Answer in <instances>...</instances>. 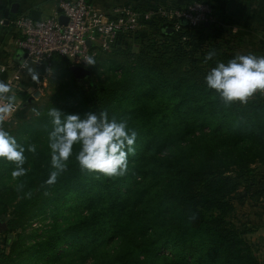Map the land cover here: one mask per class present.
<instances>
[{
    "label": "trees",
    "instance_id": "obj_1",
    "mask_svg": "<svg viewBox=\"0 0 264 264\" xmlns=\"http://www.w3.org/2000/svg\"><path fill=\"white\" fill-rule=\"evenodd\" d=\"M180 24L185 35L212 26ZM172 25L159 16L149 19L134 34L146 41L139 52L127 50L134 35L123 46L100 50L113 72L107 81L92 73L78 78L68 63L67 78L43 107L6 116L5 129L25 147L35 144L37 154L25 153L28 172L19 179L11 176L14 165L0 160V216L5 230L18 233L11 242L8 236L9 251L0 246V264H264L248 237L254 225L236 220L233 201L237 192L250 191L264 163V94L225 107L205 76L237 55L230 48L233 33L211 41L198 57L195 40L157 38L174 34L166 28ZM213 50L216 55L204 62ZM17 94L24 107L33 101H26V90ZM51 107L82 118L101 110L130 117L138 136L127 174L82 172L73 157L55 185H44L52 170ZM29 191L32 197L24 198ZM38 218L51 221L26 238L23 230Z\"/></svg>",
    "mask_w": 264,
    "mask_h": 264
},
{
    "label": "clouds",
    "instance_id": "obj_2",
    "mask_svg": "<svg viewBox=\"0 0 264 264\" xmlns=\"http://www.w3.org/2000/svg\"><path fill=\"white\" fill-rule=\"evenodd\" d=\"M216 52L210 51L204 62L211 60ZM85 61L94 65L95 60ZM32 79L38 80L35 69H29ZM209 89L213 90L225 107L239 103L247 105L257 94H264V56L253 53L237 54L225 62H218L205 76ZM16 96L12 86L0 80V160L14 165L13 179L27 175L25 154H37V146L19 143L4 127L5 118L15 108ZM52 130L47 136L50 150L51 171L44 185L53 186L58 178L68 171L69 161L74 157L79 169L86 173H96L107 178L123 177L128 172L129 155H135L138 133L129 127L130 117H110L107 110L98 113L89 111L82 118L79 114L65 113L51 107L47 111ZM25 185L20 183L16 190L22 192ZM48 193L46 192L45 195ZM32 192L24 198H31ZM195 217H193L194 219Z\"/></svg>",
    "mask_w": 264,
    "mask_h": 264
},
{
    "label": "built area",
    "instance_id": "obj_3",
    "mask_svg": "<svg viewBox=\"0 0 264 264\" xmlns=\"http://www.w3.org/2000/svg\"><path fill=\"white\" fill-rule=\"evenodd\" d=\"M54 12L46 17L35 18L30 14H15L11 22L21 32L17 45L27 53L17 68L10 63L0 64V75L13 69L9 83L19 76L30 61L37 60L49 68L55 55L71 57L75 63H84L99 50L123 46L130 36L143 28L154 17L180 27V20L191 26L216 21L213 7L204 1L194 0L184 5L153 6L144 9L130 3H117L111 11H104L92 0H54ZM68 16L66 23L59 16ZM135 37V35H134ZM88 39L91 43H88ZM14 78V79H13ZM13 79V80H12Z\"/></svg>",
    "mask_w": 264,
    "mask_h": 264
},
{
    "label": "rangeland",
    "instance_id": "obj_4",
    "mask_svg": "<svg viewBox=\"0 0 264 264\" xmlns=\"http://www.w3.org/2000/svg\"><path fill=\"white\" fill-rule=\"evenodd\" d=\"M198 1H204V0H198ZM15 15V14H13ZM216 15V21L212 23V26L207 30H195L193 33H189L185 35L184 28L180 25V27H175V24L173 23L174 27V34L170 36H164L161 34L157 35V38L161 41L166 42H172V43H186V41L189 40H195L196 42H199L201 44L200 50L197 52V56L200 57L201 51H204L205 48L210 47L211 41L222 38L226 34H231L232 32L229 31L230 29H223L218 25V19ZM221 18L220 14L219 17ZM11 22V21H10ZM217 22V23H216ZM12 26H15L14 23H12ZM0 25H4L3 21H0ZM16 27V26H15ZM17 28V27H16ZM19 30V29H18ZM260 31V30H259ZM257 31V32H259ZM151 32V27L147 29V34ZM247 35L240 36L236 38V40L233 41V44L230 46L236 54H249L253 53L257 56H264V43L263 40L260 39L257 36H254L253 32L254 30H247ZM189 36V37H188ZM187 37L189 39H187ZM131 45L129 46L127 50L130 52H139L140 48L145 44L146 41H141L142 38L140 36L132 37L130 38ZM144 40V38H143ZM190 46V45H189ZM114 51V50H112ZM108 51V52H112ZM106 51H97L95 55L92 57L95 60L94 65H89L92 69V74L94 77L97 78V80L100 81H107L113 74L112 71L108 70L107 68V61L105 60ZM69 60H66L65 56H55L53 58V63L49 68L42 64H35V61L33 63L26 64L25 67L22 68V70L19 73V76L16 79H12L13 81L9 83V79L13 77L14 71L13 69L17 68V62L12 61L14 68L5 71L3 75H0V80H3L7 83H9L12 86L13 93L16 96V104L15 108L12 111V115L16 112L17 109L24 108L25 115H30L31 113L37 112L41 107H43L52 97L54 92L56 91L57 86L59 85L60 81L64 77V75L68 72V63H75L71 57H67ZM9 59V58H8ZM3 60L0 61L2 64L4 63H10L9 60ZM29 69H35V71L39 74L38 80H33L31 75L29 74ZM64 78H67L66 76ZM81 84L87 86V82L84 80L79 81ZM19 90H26L30 94V97L26 101H32L28 103L27 105L22 106V102L24 101V98L18 96L17 92ZM25 102V101H24ZM260 165V172L257 175L256 179L253 181L251 185V189L249 192L245 193H236L233 196V201L236 204V211H235V217L236 220H251L252 225L254 221H257L258 218L261 219V221H264V163L259 164ZM244 186L240 187V192H243ZM75 198L71 199L70 201H73ZM73 210H67V213H72ZM60 216V215H59ZM51 221V218H45V219H34L24 230L23 233L24 236L27 237H33L30 236L31 232L34 231V229H37L38 232H41L44 229V226ZM7 224V223H6ZM49 225V224H47ZM8 226V225H7ZM264 228V227H263ZM9 234H12V237L10 239V242L13 239L18 238V233L8 232L5 230L2 234V241L0 242L1 249H6L9 251V246L7 245L8 242V236ZM252 234V233H251ZM250 234V236H251ZM32 240V238L30 239ZM7 245V246H6ZM257 255L259 258L264 260V252H260L258 249H256Z\"/></svg>",
    "mask_w": 264,
    "mask_h": 264
},
{
    "label": "crops",
    "instance_id": "obj_5",
    "mask_svg": "<svg viewBox=\"0 0 264 264\" xmlns=\"http://www.w3.org/2000/svg\"><path fill=\"white\" fill-rule=\"evenodd\" d=\"M188 1L190 0H92L95 5L104 11H111L117 3L180 6ZM204 2H208L213 7L216 15H218V25L223 29H230L229 31L234 35V40L247 35V30H254V36L259 35L258 37L264 43V0H204ZM13 8H16L17 12H13ZM33 9L38 11L39 18L49 16L55 9L54 0H0V21L2 20L4 23V25H0V61L8 58L12 61H18L15 59V55L20 49L17 40L21 32L18 28L12 26L10 21L14 16L13 14L32 15ZM219 14L221 18H218ZM33 61H35V64L38 63L37 60ZM33 61L29 63H33ZM249 222L252 221L249 220ZM253 224L256 226H254V231L251 232L252 234L249 233L248 237L254 244L255 249L264 252V221L258 218ZM2 234L0 232V242L3 240Z\"/></svg>",
    "mask_w": 264,
    "mask_h": 264
},
{
    "label": "water",
    "instance_id": "obj_6",
    "mask_svg": "<svg viewBox=\"0 0 264 264\" xmlns=\"http://www.w3.org/2000/svg\"><path fill=\"white\" fill-rule=\"evenodd\" d=\"M12 10H13V12H17L16 8H13ZM32 16L35 18H39L38 17V11L36 9L32 10ZM59 20L61 22L66 23L68 21V16L65 14H61L59 16ZM206 24H209V23L206 22ZM166 28L169 32H172L174 30L173 26H168ZM88 43H91L90 39H88ZM26 55H27V53L24 51V49L20 48L15 55V59L18 60V62H23ZM70 67L78 78H84L88 75H91V73H92V69L87 62L72 63ZM6 228H7L6 221L3 219L2 216H0V232H4ZM9 237L11 238L12 234H10Z\"/></svg>",
    "mask_w": 264,
    "mask_h": 264
}]
</instances>
